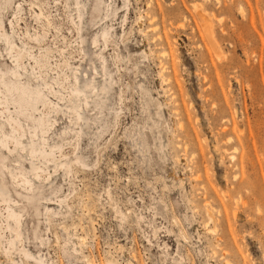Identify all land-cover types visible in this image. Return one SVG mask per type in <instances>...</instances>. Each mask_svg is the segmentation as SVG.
<instances>
[{"label": "rangeland", "instance_id": "rangeland-1", "mask_svg": "<svg viewBox=\"0 0 264 264\" xmlns=\"http://www.w3.org/2000/svg\"><path fill=\"white\" fill-rule=\"evenodd\" d=\"M1 190L0 264H264V0H0Z\"/></svg>", "mask_w": 264, "mask_h": 264}, {"label": "bare ground", "instance_id": "bare-ground-1", "mask_svg": "<svg viewBox=\"0 0 264 264\" xmlns=\"http://www.w3.org/2000/svg\"><path fill=\"white\" fill-rule=\"evenodd\" d=\"M207 24H208V23H207ZM205 26H206V25H204L203 28H205ZM206 28H207V27H206ZM206 28H205V29H206ZM209 28H210V27H209ZM205 29H204V30H205ZM207 30H208V28L206 29V31H207ZM206 31H205V32H206ZM209 32H210V31H209ZM207 34H208V33H207ZM207 34H206V35H207ZM208 35H211V33L208 34ZM208 35H207V36H208ZM212 35H213V33H212ZM28 93H29V92H28ZM223 127H224V126H223ZM223 127H222V128H223ZM196 177H197V176H196ZM3 183H4V182H3ZM2 185H3V184H2ZM0 196H1L2 198H4V199H7V200H9V198H10L9 195H8L4 190H1V191H0ZM206 202H207V201H206ZM14 207H15V206H14ZM15 209H16V208H15ZM15 209L13 208V214H14V213H18V214L16 215V221H15V222L13 221V226H12V227H14V228H15V225H16V224H19V223H20V222H19V220H20L19 213H20V212L15 211ZM16 210H17V209H16ZM233 212H234V211H233ZM208 213H209V212H208ZM211 214H212V213L210 212V215H211ZM212 215H213V214H212ZM234 215H235V214H234ZM14 217H15V216H14ZM209 217H210V216H209ZM213 217H214V216H213ZM10 219H12V216L10 217ZM14 219H15V218H14ZM209 220H210V219H209ZM213 221H214V220H213ZM20 224H21V223H20ZM214 227H215V226H214ZM12 229H13V228H12ZM13 230H14V229H13ZM24 248H25V246H24ZM24 248H23V249H24ZM24 250H25V249H24Z\"/></svg>", "mask_w": 264, "mask_h": 264}]
</instances>
